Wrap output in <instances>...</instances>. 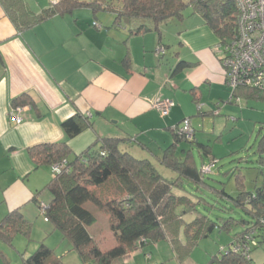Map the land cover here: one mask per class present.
Returning <instances> with one entry per match:
<instances>
[{"label":"trees","instance_id":"1","mask_svg":"<svg viewBox=\"0 0 264 264\" xmlns=\"http://www.w3.org/2000/svg\"><path fill=\"white\" fill-rule=\"evenodd\" d=\"M0 1L20 30L55 15L70 14L79 7L91 8L96 15L100 11L112 13L115 16L113 26L127 30L126 40L155 32L159 47L165 49L164 53H157L160 60L169 47L164 43L162 26L173 19L183 21L189 7L202 15L222 42L233 38L237 31L235 0H57L38 13L30 10L24 0ZM218 57L222 61L219 54ZM124 62L130 63L129 53ZM190 64L180 60L174 72ZM230 91L231 100L240 96L264 99V89L239 86ZM192 93L196 99V90ZM12 103L13 106H35L28 93L15 97ZM185 119L190 118L185 117L172 126L173 142L155 159L139 157L131 151L135 146L152 151L139 139V134L101 135L93 120L81 112L65 119L62 129L68 138H74L86 128H92L97 138L85 149L73 153L68 140L38 143L28 148L37 167L61 165L60 170L54 171L52 178L34 193L33 201L83 260L95 264H125L132 252L163 240L171 245L177 259L184 264L198 243L218 229L231 238L207 264H264L252 257L253 249L264 243V133L255 151L258 164L255 168L262 182L248 189L240 165H233L226 174L235 177L237 192L234 194L228 191L226 183L212 176L218 164L212 144L197 139L193 125L192 139L181 132ZM182 142L188 146L180 149ZM157 162L168 172L163 173ZM213 163V167L206 170V166ZM46 190L52 193L48 203L41 199ZM89 201L110 217L111 229L117 238L112 248L102 249L88 229L97 221L96 215L85 207ZM32 225L22 210L15 208L0 221V239L10 243L19 233L30 236ZM0 254L4 255L1 249ZM23 260L24 264L64 263L45 241H41L31 255L23 254Z\"/></svg>","mask_w":264,"mask_h":264},{"label":"crops","instance_id":"2","mask_svg":"<svg viewBox=\"0 0 264 264\" xmlns=\"http://www.w3.org/2000/svg\"><path fill=\"white\" fill-rule=\"evenodd\" d=\"M24 2L36 13L49 6L35 8L28 0ZM72 13L55 15L20 30L0 1V221L15 208H20L30 220L28 210L32 208L28 209L27 204L37 205L33 201L34 193L52 178L51 166L35 165L28 153L30 146L68 140L76 153L94 142L97 133L120 132L139 134V139L148 144L146 137L151 132L171 129L176 120L175 107L165 115L154 107L156 99L172 96L168 93L162 98L161 83L169 82V76L166 75L165 80L158 56L154 55L150 61L146 56L141 62L135 59L131 39L140 35L126 40L127 30L113 26L112 13L101 16L84 10L79 18ZM192 14L202 17L191 8ZM202 19L196 18L194 27L205 41L209 26ZM96 22L101 27L95 26ZM186 30L187 26L180 31V44L185 39L193 52L178 50L173 59L174 67L180 60L191 64L171 73V77L181 71L185 73V82L175 85V89L190 92L195 89L201 95L205 91L211 93L214 88L229 90L211 37L208 36L206 43L197 44L195 34H183ZM148 33L155 35L156 50L160 45L157 34ZM147 44L145 50L154 48ZM128 53L130 63L127 65L124 59ZM23 93L31 95L35 106L25 104L30 107L24 110L22 122L17 123L11 119L10 111L13 99ZM76 112L87 114L95 123L97 133L88 127L78 136L68 138L62 122ZM151 150L154 159L162 154ZM211 254V259L218 254L215 247L207 251L206 257ZM184 264L199 263L190 255Z\"/></svg>","mask_w":264,"mask_h":264},{"label":"rangeland","instance_id":"3","mask_svg":"<svg viewBox=\"0 0 264 264\" xmlns=\"http://www.w3.org/2000/svg\"><path fill=\"white\" fill-rule=\"evenodd\" d=\"M32 7H40L39 5H50L52 0H28ZM117 5L119 2L117 1ZM84 10H90L88 7H79L73 11V16L76 18L83 13ZM93 11V10H92ZM100 11L98 15H106ZM185 21H179L173 19L162 26V31L165 35L164 43L169 45L166 54L159 60L162 62V69L166 75L169 76V82L163 80L161 83L162 98L166 97L165 94H172L168 97L173 99L175 105L173 106L175 117V123H177L183 117L190 118L192 125L196 128V137L200 141L212 144L215 157L218 160V164L212 173V176L221 183H226L228 191L236 193L235 177L226 172L231 169L233 165H240V169L246 176V186L248 189H254L255 185L262 182V177L256 166L257 154L255 153L259 143V138L264 133V99H246L242 96L231 100V91L214 88L211 93L209 91L201 92L197 90L196 99L192 91H184L183 89L177 91L175 85L185 82L186 77L184 71L177 73L174 76H170L174 72V55L179 50L182 53H192L193 50L187 44L184 39V43L180 44V31L187 26V30L183 32L195 34L197 44L206 43L209 37L213 40V49L222 42V38L209 26L207 29V36L205 41L202 40L196 32L194 27L196 24V18L203 20L199 14L191 15V7L185 10ZM79 18V17H78ZM80 18H83L82 16ZM93 22V21H92ZM91 22V25H92ZM205 27V26H203ZM147 34V35H146ZM154 33H145L138 37L131 39L132 47L137 61L144 59L152 60L153 56H157V50H155L156 43ZM182 37L184 38V35ZM157 36V35H156ZM145 43L154 45V48L145 50ZM147 44V45H148ZM159 47V46H158ZM221 62L224 73L226 68ZM175 94V95H174ZM202 96V100L200 99ZM176 110V112H175ZM183 123H181L182 125ZM173 125V126H174ZM173 131L171 129H160L153 131L146 137L148 144L153 148L154 152L161 153L164 148L173 142ZM220 136V138H219ZM188 144L182 142L180 149L186 148ZM151 148V149H152ZM139 157L147 156L154 157L153 151L143 149L140 146H135L131 150ZM241 156L243 160L237 159ZM73 156H71L72 158ZM247 160V161H246ZM252 160V161H251ZM239 162V163H237ZM159 165V163L157 162ZM159 168L163 173L168 172L166 168L159 165ZM53 176V172H52ZM42 199L50 201L52 193L46 190L42 193ZM27 208H32L30 215L28 216L32 221V228L30 236L23 233L17 234L12 242L3 241L0 239V248L5 253V258L0 254V264H24L23 253L25 255H31L39 246L41 241L54 248L56 254L62 257L63 264H95L93 261H85L80 254L72 249L71 242L63 237L62 232L56 229L51 222H46L44 215L37 205L32 203L27 204ZM85 207L90 209L97 217V221L88 227L92 235L99 241L101 248L106 250L112 248L117 244V238L111 229L109 215L100 210L99 207L89 201L85 203ZM231 236L225 232H221L216 229L212 236L201 240L198 245L191 251V257L194 258L195 263H207L211 259V255L206 257L207 251L215 247L216 253H219V249L222 246L227 245ZM150 253V255H149ZM253 260L256 262H264V243L254 248L252 251ZM181 264L176 257L175 251L167 241H158L156 244L151 245L144 250H138L132 252L125 259V264Z\"/></svg>","mask_w":264,"mask_h":264},{"label":"built area","instance_id":"4","mask_svg":"<svg viewBox=\"0 0 264 264\" xmlns=\"http://www.w3.org/2000/svg\"><path fill=\"white\" fill-rule=\"evenodd\" d=\"M57 0H52L51 3ZM238 7L237 31L233 38L221 42L215 51L222 58L226 68V83L230 90L239 86H251L264 89V0H235ZM100 27V24L94 23ZM165 49L159 47L157 53H164ZM175 105L169 98L156 99L154 107L161 114H167ZM30 105L12 106L10 117L17 123L23 120L24 110ZM187 138L192 139L194 128L190 119H185L180 128ZM213 164H208L206 170H210ZM59 171L60 164L53 167ZM48 220L47 218H45ZM223 250L224 248L221 247ZM240 247H237L239 250ZM150 255V253H149Z\"/></svg>","mask_w":264,"mask_h":264}]
</instances>
